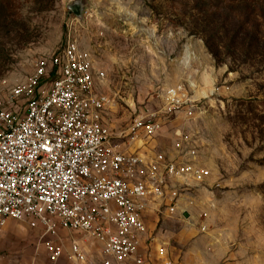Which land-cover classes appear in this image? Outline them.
Listing matches in <instances>:
<instances>
[{"label":"rangeland","instance_id":"374dc122","mask_svg":"<svg viewBox=\"0 0 264 264\" xmlns=\"http://www.w3.org/2000/svg\"><path fill=\"white\" fill-rule=\"evenodd\" d=\"M68 1L0 0V100L41 57L62 49L72 22V34L105 72L100 91L112 99L106 120L114 134L141 110H160L166 90L180 85L196 100L192 115L161 114L152 138H113L131 152L172 157L180 130L188 138L183 150L196 144L199 163L210 171L203 182L172 180L168 193L178 194L179 210L150 214L152 233L169 247L173 264H264V61L227 57L218 65L197 32L195 0H88L78 23ZM197 2L196 8L207 4ZM58 234L67 250L85 238ZM39 239L26 247L35 253ZM97 249H84L83 264L101 263ZM58 264L76 263L65 253Z\"/></svg>","mask_w":264,"mask_h":264},{"label":"built area","instance_id":"2783aa9c","mask_svg":"<svg viewBox=\"0 0 264 264\" xmlns=\"http://www.w3.org/2000/svg\"><path fill=\"white\" fill-rule=\"evenodd\" d=\"M73 24L62 49L41 57L27 80L0 100V234L9 219L41 227L38 244L56 262L65 252L55 239L58 229L79 231L102 243V264H144L148 213L174 215L179 196L168 193L172 180L203 182L210 171L199 163L196 144L183 150L188 138L180 130L172 157L131 152L113 138H152L161 114L192 115L196 100L180 85L168 88L160 110H141L114 134L106 122L111 96L98 88L105 72L72 34ZM157 252L172 264L166 245L159 243ZM69 257L86 256L73 242Z\"/></svg>","mask_w":264,"mask_h":264},{"label":"trees","instance_id":"16d2710c","mask_svg":"<svg viewBox=\"0 0 264 264\" xmlns=\"http://www.w3.org/2000/svg\"><path fill=\"white\" fill-rule=\"evenodd\" d=\"M204 1L196 8L195 0L197 32L215 62L224 64L227 57L243 64L264 61V0Z\"/></svg>","mask_w":264,"mask_h":264},{"label":"crops","instance_id":"0c3cea01","mask_svg":"<svg viewBox=\"0 0 264 264\" xmlns=\"http://www.w3.org/2000/svg\"><path fill=\"white\" fill-rule=\"evenodd\" d=\"M100 85L101 83H99L98 88L100 89ZM106 122H108L106 120ZM128 150V149H127ZM150 214L155 215V212H149L148 213V218H147V225H148V233L146 234L145 238L142 241V244L140 246V255L143 256L144 258V264H165V259H162L158 252H157V248L159 246V243L157 242V238L156 236L152 233V226L150 224L151 219H150ZM158 216V214H157ZM31 228L33 230H29L28 229ZM59 230H65L69 233H76L79 231H72V230H67L64 228H59ZM42 233V229L41 227L39 228H32L29 226V223L25 220H14V219H9L5 228L3 229V231L0 234V254L2 256V261L5 264H58V262H60L61 257L65 254L70 252V247L71 244L73 242H76L79 244V246L81 247V249L83 250V252L85 253V250L90 253L91 250L96 249L97 247H99V253H100V257H101V263L103 259L105 258L104 254H103V250H102V243L92 237L89 236L83 232H81L82 234H84L83 236L86 238L84 239H80V243L76 240H73L70 244V247L67 248L65 247V243L63 242V240L59 237L60 235L58 234V236L55 238L57 241L61 242L64 244L65 247V252L63 253V255L56 261V262H51L48 260L49 262L43 260L44 258L42 257H38L39 254V250L41 251V248H44V245L42 243H37L36 244V251L35 253L32 252V249H29L28 247H26V242H30L31 240H34V238H36V236L39 234L41 236ZM156 238V241H152V237ZM15 240V242L13 241ZM23 241L24 243L20 242ZM40 240V239H39ZM38 240V242H39ZM162 244V243H161ZM82 245V246H81ZM167 246V245H166ZM84 247V249H83ZM168 250L169 247L167 246ZM46 250V249H45ZM43 253V251H41ZM86 256V253H85ZM172 264H173V254L172 252L169 250V257H168ZM76 264H83L86 262V257L85 260L83 261H75L74 259H72ZM92 264V263H91ZM126 264H136L134 261H129ZM184 264H190L189 260H186Z\"/></svg>","mask_w":264,"mask_h":264},{"label":"water","instance_id":"95a60500","mask_svg":"<svg viewBox=\"0 0 264 264\" xmlns=\"http://www.w3.org/2000/svg\"><path fill=\"white\" fill-rule=\"evenodd\" d=\"M91 7L88 0H69L67 2V8L75 15V17L80 21L84 22L85 12ZM188 213L185 212L184 216L188 217Z\"/></svg>","mask_w":264,"mask_h":264}]
</instances>
